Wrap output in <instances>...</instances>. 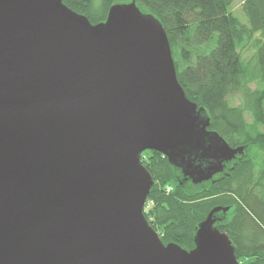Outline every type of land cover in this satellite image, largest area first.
Listing matches in <instances>:
<instances>
[{"label": "water", "instance_id": "95a60500", "mask_svg": "<svg viewBox=\"0 0 264 264\" xmlns=\"http://www.w3.org/2000/svg\"><path fill=\"white\" fill-rule=\"evenodd\" d=\"M180 87L161 23L135 1L93 25L62 0H0V264H239L214 207L194 248L143 205L155 151L193 184L243 154Z\"/></svg>", "mask_w": 264, "mask_h": 264}, {"label": "trees", "instance_id": "16d2710c", "mask_svg": "<svg viewBox=\"0 0 264 264\" xmlns=\"http://www.w3.org/2000/svg\"><path fill=\"white\" fill-rule=\"evenodd\" d=\"M131 1L62 0L93 25L105 21L112 5ZM134 1L161 23L177 81L186 98L204 109L208 130L231 148H243L215 180L196 185L185 183L160 153H142L141 164L153 180L147 197L152 206L144 217L164 245L190 250L211 209L228 207L213 216L214 227L228 236L239 264H264V0H241L248 26L230 12L232 0ZM244 50L253 51L255 77H249ZM254 81L258 87L251 90Z\"/></svg>", "mask_w": 264, "mask_h": 264}, {"label": "rangeland", "instance_id": "374dc122", "mask_svg": "<svg viewBox=\"0 0 264 264\" xmlns=\"http://www.w3.org/2000/svg\"><path fill=\"white\" fill-rule=\"evenodd\" d=\"M94 2L98 3L99 0H94ZM229 9H230V12L233 14V16L235 18H237L238 21L241 24L248 26V18L246 17V15L243 13V11L241 9V0H232ZM252 55H253V51L252 50H244L242 52V57H243L244 61L249 63L247 65V71H249V77L250 76L255 77V74H256V71H257L256 62H255V59H252ZM257 87H258V84H257L256 81H254V83L249 85V88L251 90L256 89ZM239 103H240L239 100L235 101V105H238ZM246 121L248 123H251V119H250V117L248 115H246ZM143 154L148 156L149 152L148 151H144ZM253 154H254V152L250 151V155L252 156ZM254 160H255V162L257 164V163L260 162L261 159L257 158V159H254Z\"/></svg>", "mask_w": 264, "mask_h": 264}, {"label": "built area", "instance_id": "2783aa9c", "mask_svg": "<svg viewBox=\"0 0 264 264\" xmlns=\"http://www.w3.org/2000/svg\"><path fill=\"white\" fill-rule=\"evenodd\" d=\"M170 190L169 187L166 188V192ZM152 202L150 200H146L144 205H143V213H147L148 210L151 208Z\"/></svg>", "mask_w": 264, "mask_h": 264}, {"label": "flooded vegetation", "instance_id": "af4514ba", "mask_svg": "<svg viewBox=\"0 0 264 264\" xmlns=\"http://www.w3.org/2000/svg\"><path fill=\"white\" fill-rule=\"evenodd\" d=\"M174 168H175V167H174ZM176 169H177V168H176ZM178 170H179V169H178ZM179 172L181 173L180 170H179ZM219 174H221V173H219ZM181 175H182V173H181ZM217 175H218V174H217ZM217 175L213 176V178H212L211 180H215V179L217 178ZM182 176H183V175H182ZM183 178H184L185 183H188V182H189V183H192L190 179H188V178H186V177H184V176H183ZM211 180H210V181H211ZM192 184H193V183H192ZM194 185H196V184H194Z\"/></svg>", "mask_w": 264, "mask_h": 264}]
</instances>
